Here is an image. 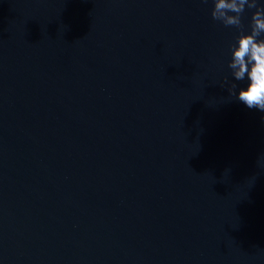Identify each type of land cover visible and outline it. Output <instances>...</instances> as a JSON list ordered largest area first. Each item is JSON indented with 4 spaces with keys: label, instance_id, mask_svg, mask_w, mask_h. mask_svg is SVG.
<instances>
[{
    "label": "water",
    "instance_id": "obj_1",
    "mask_svg": "<svg viewBox=\"0 0 264 264\" xmlns=\"http://www.w3.org/2000/svg\"><path fill=\"white\" fill-rule=\"evenodd\" d=\"M212 8L0 0V264H264V112Z\"/></svg>",
    "mask_w": 264,
    "mask_h": 264
},
{
    "label": "clouds",
    "instance_id": "obj_2",
    "mask_svg": "<svg viewBox=\"0 0 264 264\" xmlns=\"http://www.w3.org/2000/svg\"><path fill=\"white\" fill-rule=\"evenodd\" d=\"M212 18L226 27L239 29V35L230 45L231 60L228 67L236 81H246L241 86L238 99L248 108L264 112V4L258 0H212ZM255 9L251 17V31L245 32L242 14L245 9ZM237 84L231 85L236 95Z\"/></svg>",
    "mask_w": 264,
    "mask_h": 264
}]
</instances>
